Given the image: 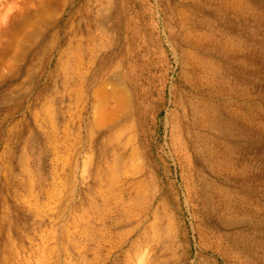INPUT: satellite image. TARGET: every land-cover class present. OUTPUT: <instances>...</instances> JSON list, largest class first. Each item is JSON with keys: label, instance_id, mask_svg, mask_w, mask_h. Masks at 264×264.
<instances>
[{"label": "rangeland", "instance_id": "374dc122", "mask_svg": "<svg viewBox=\"0 0 264 264\" xmlns=\"http://www.w3.org/2000/svg\"><path fill=\"white\" fill-rule=\"evenodd\" d=\"M4 174L22 264H264V0H0Z\"/></svg>", "mask_w": 264, "mask_h": 264}, {"label": "bare ground", "instance_id": "6f19581e", "mask_svg": "<svg viewBox=\"0 0 264 264\" xmlns=\"http://www.w3.org/2000/svg\"><path fill=\"white\" fill-rule=\"evenodd\" d=\"M74 74L77 81H81L80 73H74ZM105 142L107 141L103 140L102 144L105 145ZM101 149L103 150L104 146H101L100 150ZM2 177L5 180L3 178L0 180V264H22L23 262H20V253L21 252L25 253L24 246H22L17 241V239L14 240V236L12 235V228H11V223L13 221L9 219L11 212H5V209L13 210L16 213L15 221H18L20 226H26L27 229H29V227H31V230L42 229L44 226H46V228L43 229V232L46 233V235H51V239L54 242L53 248L55 249L58 248L57 236L66 239V241L68 242H71L70 231L65 227V225L63 226L58 225L56 229L54 226L51 225L54 220L49 221V224L46 225L44 224V221H42L43 220L41 215L42 212L41 213L37 212V210L34 211L35 209H37L35 206L36 201L33 202L32 204L29 201V196L31 194H34L32 192L34 191L33 182L28 180L26 182L28 185H25L24 182L22 184L17 183L16 190H12L10 183L11 180L10 176L6 178V174H4ZM13 181H15V178H13ZM42 184L43 182L40 184L37 194L42 196L46 200L53 199L54 196L56 195V190L53 189V191L50 192V190L46 189L44 186H42ZM22 187H25L26 194H22L19 192V188L22 189ZM8 198L11 200V203L9 204L7 200ZM26 205L34 210H31ZM31 220L32 222H30ZM47 226H50L54 230H51V228H48ZM53 232L55 233V235H53ZM44 249H43V253H44ZM30 253L32 254L33 251H31ZM50 253L52 254L53 252H51L50 250ZM46 258L43 255V259H39L38 263L54 264L46 261Z\"/></svg>", "mask_w": 264, "mask_h": 264}]
</instances>
